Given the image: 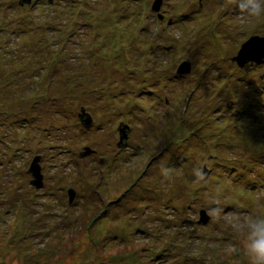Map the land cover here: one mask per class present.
<instances>
[{
  "label": "rangeland",
  "instance_id": "rangeland-1",
  "mask_svg": "<svg viewBox=\"0 0 264 264\" xmlns=\"http://www.w3.org/2000/svg\"><path fill=\"white\" fill-rule=\"evenodd\" d=\"M19 1L0 0V264H247L264 64L233 58L264 17L237 0H164L163 20L155 0Z\"/></svg>",
  "mask_w": 264,
  "mask_h": 264
},
{
  "label": "water",
  "instance_id": "water-1",
  "mask_svg": "<svg viewBox=\"0 0 264 264\" xmlns=\"http://www.w3.org/2000/svg\"><path fill=\"white\" fill-rule=\"evenodd\" d=\"M25 3H32V0H20V4L24 5ZM164 0H155L153 3L152 9L158 13V16L161 20L165 18L164 14L161 13V8L163 6ZM171 22V20H170ZM253 43L258 49H264V37L255 35L249 38L241 47L239 53L237 56L233 58V61H235L240 67L246 66L248 63H257V64H264V56H258L257 58L254 59H247L244 60L241 57V53L245 50V47L248 46L249 44ZM192 71V65L189 61H184L182 62L179 67L177 72L179 74H191ZM82 115V114H81ZM80 118L84 122V124L88 127H90L93 124V119L90 117L88 114L84 112L83 116ZM129 131L130 127L129 125L121 124L119 127V133H120V142L119 145L122 147L123 145L126 144L127 139L129 137ZM41 160L40 156H36L30 166L29 172L33 175V180L32 184L36 188H42L44 186V175L42 173V168L41 165L39 164ZM206 171V170H205ZM69 194L71 197V200L74 199L76 191L74 189L69 190ZM210 220V217L207 215V212L205 210L201 211V220L200 223H208Z\"/></svg>",
  "mask_w": 264,
  "mask_h": 264
},
{
  "label": "clouds",
  "instance_id": "clouds-1",
  "mask_svg": "<svg viewBox=\"0 0 264 264\" xmlns=\"http://www.w3.org/2000/svg\"><path fill=\"white\" fill-rule=\"evenodd\" d=\"M237 3L249 19L264 17V0H237ZM237 230L242 235V252L247 264H264V215L238 225Z\"/></svg>",
  "mask_w": 264,
  "mask_h": 264
},
{
  "label": "snow or ice",
  "instance_id": "snow-or-ice-1",
  "mask_svg": "<svg viewBox=\"0 0 264 264\" xmlns=\"http://www.w3.org/2000/svg\"><path fill=\"white\" fill-rule=\"evenodd\" d=\"M258 56H264V49H258L251 42L248 46L245 47V50L241 53V57L244 60L254 59V58H257Z\"/></svg>",
  "mask_w": 264,
  "mask_h": 264
},
{
  "label": "trees",
  "instance_id": "trees-1",
  "mask_svg": "<svg viewBox=\"0 0 264 264\" xmlns=\"http://www.w3.org/2000/svg\"><path fill=\"white\" fill-rule=\"evenodd\" d=\"M53 1V0H52ZM32 2H33V0H32ZM19 3H20V1H19ZM30 4H32V3H30ZM23 6V5H22ZM170 24H172V22H170Z\"/></svg>",
  "mask_w": 264,
  "mask_h": 264
}]
</instances>
